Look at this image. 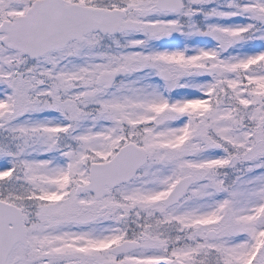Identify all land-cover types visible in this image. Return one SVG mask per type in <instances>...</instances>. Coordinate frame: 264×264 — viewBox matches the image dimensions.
I'll list each match as a JSON object with an SVG mask.
<instances>
[{
  "label": "snow or ice",
  "instance_id": "obj_1",
  "mask_svg": "<svg viewBox=\"0 0 264 264\" xmlns=\"http://www.w3.org/2000/svg\"><path fill=\"white\" fill-rule=\"evenodd\" d=\"M0 264H264V0H0Z\"/></svg>",
  "mask_w": 264,
  "mask_h": 264
}]
</instances>
